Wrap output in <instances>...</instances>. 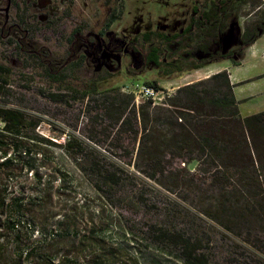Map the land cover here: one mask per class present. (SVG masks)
I'll use <instances>...</instances> for the list:
<instances>
[{
  "label": "trees",
  "instance_id": "trees-1",
  "mask_svg": "<svg viewBox=\"0 0 264 264\" xmlns=\"http://www.w3.org/2000/svg\"><path fill=\"white\" fill-rule=\"evenodd\" d=\"M231 3L204 1L211 24L136 35L147 45L145 62L168 77L239 58L264 24L243 27L237 48L222 53ZM115 20L111 11L104 28ZM29 58L57 85L38 95L55 104L79 99L85 122L79 135L54 143L35 133L41 117L0 108V256L8 264H264V111L240 118L224 71L176 88L162 105L135 106L119 87H97L112 74L67 87L65 72L82 56L53 68ZM9 75L0 66L1 86ZM52 148L93 199H75Z\"/></svg>",
  "mask_w": 264,
  "mask_h": 264
},
{
  "label": "rangeland",
  "instance_id": "rangeland-1",
  "mask_svg": "<svg viewBox=\"0 0 264 264\" xmlns=\"http://www.w3.org/2000/svg\"><path fill=\"white\" fill-rule=\"evenodd\" d=\"M262 1L264 0H249L241 7L238 16L241 17L243 25L258 19L264 20V4ZM169 3H172V1L31 0L26 2V0H18L16 12L18 16L25 19V25L30 28L31 40L27 42L28 47L26 41L20 40L19 36L20 48L17 51H14L6 41H0V66L10 72L7 85H0V108L18 110L41 117L42 121L34 131L38 136L50 139L54 143H58L59 139L64 138L63 133L79 135L78 131L81 130L85 122V116L81 113V102L77 99L63 104H55L40 97L37 93L38 89L53 93L56 92L55 87L57 85L51 84L45 78L42 70L35 66L34 61L29 57L35 53L40 56L43 65L47 64L51 68L64 63H78L81 49L76 48L75 44L68 45L66 37L73 29L78 28L82 32L83 39L94 38L97 33L104 30L103 24L111 10L117 16L119 9L120 19L112 23L108 29L111 34L108 33V35L117 37L124 43L133 32H139L143 29L155 27L168 34L178 32L183 27V18L186 17L189 11L187 5L179 7L173 4L169 5ZM175 7L180 8L178 16H176L177 19L174 22L169 21L170 23L165 25V22L159 18L164 20V16L168 13L171 17ZM46 20L51 21L52 24L50 26L45 25ZM231 25H237V21H234ZM85 43L87 42L85 41ZM124 43L117 47L113 46V48L111 46L112 49L119 51L115 55L101 54L103 50L99 46V42L92 41L91 47L87 43L88 46L84 48L86 55L84 61L78 63V66L71 71L65 72L67 73L65 85L81 89L82 86L95 77H102L104 73L97 74L94 71L96 67H103L109 71V74L114 73L113 76L97 83L99 89L120 87L130 83L142 84L154 80L157 81L156 85L160 89L171 95L177 85L191 79V77L184 78L180 82H175L176 79L184 76L187 72L161 77L155 68L143 64L142 57L144 53L142 49L131 54L130 66V60L127 57L122 58L121 52L125 47ZM139 58L141 61H139ZM196 77H199V75ZM1 127L0 122V129ZM50 151H52L56 163L71 175L72 187L76 192L75 199L79 202H81L82 196L93 199V191L74 165L58 149L52 148ZM192 167L193 165H189L187 168L191 169ZM27 179H29V175ZM17 181L22 182L23 177L17 179ZM12 183L8 182L7 184L9 187H13ZM57 185L58 183L54 182L53 186ZM57 197L59 198L56 204L58 206L63 197ZM2 234L3 232L0 229V237ZM0 264H8V260L0 256Z\"/></svg>",
  "mask_w": 264,
  "mask_h": 264
},
{
  "label": "flooded vegetation",
  "instance_id": "flooded-vegetation-1",
  "mask_svg": "<svg viewBox=\"0 0 264 264\" xmlns=\"http://www.w3.org/2000/svg\"><path fill=\"white\" fill-rule=\"evenodd\" d=\"M29 1H31V0H26V2H29ZM163 1H165V0H161V2H163ZM169 1H172V3H169V5L173 4V5L179 6V7L187 5L188 11H189L188 14L186 15V17L183 18V21H182L183 27L180 30H178V32H174V33H180L185 27L191 26V25L195 24V22H197V21H202V25H207V24H211L215 19V18H213L212 20L206 21L203 18V16L205 17V15H203V14H206V12H207V8L203 7L204 6L203 3L205 0H169ZM213 1H218V0H213ZM228 1L230 3L232 2L231 4L233 6H232V11H231V13H230V15L226 21V28L223 31L221 38H220L221 52L222 53L232 52V51H227V52L223 51L222 40H221L223 34L226 33L229 25H231L234 21L241 19V17L238 16V13L241 10L242 5H240L239 2H233V0H228ZM17 2H18V0H0V41L1 40L6 41V43L8 45H10L14 51H17L20 48V45H19L20 40L26 41V45H28L27 42H29L31 40L30 39L31 38L30 28L28 27V25H25V19H22V16H18V14L16 12V10L18 9V7L16 5ZM208 4L209 3L206 4V7L208 6ZM179 7H175L174 11L172 12L171 17L169 16V13H168V14H166V16H164V20L162 18H159V19L164 21L165 25L169 24L170 22H174V20L177 19L176 16H178L179 9H180ZM111 11H113V10H111ZM109 13H108V15H109ZM117 13H118V15L116 16V20L120 19L119 9H118ZM218 16H220V14H217V17ZM169 17H170V20H169ZM20 20H22V22H23L22 25H24V27L19 25ZM260 22H262V24H264V20H260ZM51 24H52L51 21H48V20L45 21V25L50 26ZM104 24H103V26H104ZM110 26L107 29L104 28V30L97 33L95 35V37L92 39H83L82 38V36H83L82 32L78 28L76 29V31H78V32L74 36L72 42L68 43V45L75 44L76 48L81 49V53L79 54V58L81 56L83 57L81 62H83L85 57H86L84 48H86L88 46V44H89V47H91L92 41L99 42V46L103 50V51H101V54L104 53V54L115 55V54L119 53V51L112 49V48H113V46L117 47L118 45H121V43H124V42L121 41L117 37H114V36L111 37V35H108V33L110 32V31H108ZM159 30H161V29L153 27L151 29H143L139 32H133L130 35V38H128L127 41H125V43H124L125 47L122 49V52H121L122 58L127 57L130 60V66H131V61H132V59L130 57L131 54L137 53V50L139 52V50L142 49V51L144 53L143 57H142L143 64L153 67L151 64L145 62L147 45L143 44L140 39H134V37L136 35H140L143 32H160L166 36L174 34V33L168 34V33H165L163 30H161V31H159ZM243 30H242V32H243ZM100 33H102L103 35H100ZM109 34H111V33H109ZM69 35H70V33H69ZM69 35H68V37H69ZM19 36H20V40H18ZM68 37H66V39ZM85 41L88 44L85 43ZM111 46H112V48H111ZM28 47H29V45H28ZM139 61H141L140 58H139ZM175 67L179 68V67H181V64H176ZM144 68H145V66H144ZM156 70L159 73L158 69H156ZM94 71H96L97 74L109 72L108 70L104 69L103 67H96V69ZM138 71H140V70H138ZM113 75H114V73L112 74V76Z\"/></svg>",
  "mask_w": 264,
  "mask_h": 264
},
{
  "label": "crops",
  "instance_id": "crops-1",
  "mask_svg": "<svg viewBox=\"0 0 264 264\" xmlns=\"http://www.w3.org/2000/svg\"><path fill=\"white\" fill-rule=\"evenodd\" d=\"M248 24L247 22L243 25L241 19H238L237 25L228 26L221 39L223 51H233L237 48L243 27ZM221 71L227 74L240 118L264 111V33L258 34L257 38L233 62L224 60L198 70L189 71L176 79L175 82H180L184 78L191 77V79L180 83L175 88L207 78ZM198 75L199 77H196Z\"/></svg>",
  "mask_w": 264,
  "mask_h": 264
},
{
  "label": "built area",
  "instance_id": "built-area-1",
  "mask_svg": "<svg viewBox=\"0 0 264 264\" xmlns=\"http://www.w3.org/2000/svg\"><path fill=\"white\" fill-rule=\"evenodd\" d=\"M264 4V1H262ZM119 90L123 94H128L132 96L133 104L136 106L140 102L149 101L151 106L162 105L165 98H167L169 93L162 89L155 88L151 85H146L144 83H130L122 85Z\"/></svg>",
  "mask_w": 264,
  "mask_h": 264
}]
</instances>
